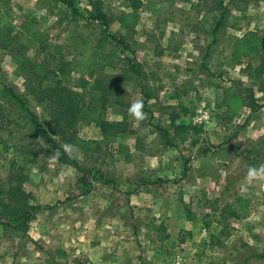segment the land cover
<instances>
[{
    "label": "rangeland",
    "instance_id": "obj_1",
    "mask_svg": "<svg viewBox=\"0 0 264 264\" xmlns=\"http://www.w3.org/2000/svg\"><path fill=\"white\" fill-rule=\"evenodd\" d=\"M38 1L0 0L11 16L14 32L24 35L37 26L50 43L46 53L37 47L22 49L17 41L9 50L0 35V88L5 83L13 86L41 115V107L26 89V67L17 64L13 53L20 50L38 62L53 53L57 60L48 64L50 69L70 61L65 77L72 87L83 76L74 65V45L89 30L78 28L63 4L40 7ZM224 1L232 9L231 19L211 45L218 0H147L135 21L130 17L121 20L132 11L123 0H102L112 18V32L127 36L134 50L128 54L146 72L151 95L144 94L138 81L124 82V104H110L104 117L126 122V133L112 137L93 123L78 124L81 142L73 145V152L80 164L100 168L113 181H91L88 194H81L77 186L78 168L54 152L33 151L31 140L23 138L30 129L27 118L0 95V114L6 116L0 115L4 126L0 135L10 138L9 149L0 145V181H8L14 158L21 164L26 152H36L35 163L26 164L24 188L31 193L32 203L49 206L37 213L26 232L10 231L0 224V264H55L63 260V253L85 264L83 253L91 241L103 237L109 240L107 248L111 234L119 231L132 237L123 247L127 256L134 254L139 259L138 241L152 237L145 233L161 228L162 221L170 228L173 242L161 255L154 251L158 258L154 264H174L178 254L186 258L184 264H264V172L248 178L250 168H264V83L244 70L248 63L259 66L261 58L254 54L232 59L237 38L257 32L264 39V0ZM77 6L84 12L90 8L88 0H78ZM68 26L77 32L72 41ZM116 54L117 61L123 57ZM53 80L50 75L45 83ZM76 89L87 97L85 90ZM137 100L143 101L146 114L139 121L128 112ZM176 113L177 122L202 125L203 130L193 140L170 147L156 125L168 126ZM21 145L26 147H16ZM206 148L209 151L204 153ZM233 210L244 216H232ZM188 213L201 219L194 229L205 233L188 238L180 247L186 237L180 230L191 226L184 221ZM149 254L145 255L148 262L154 259Z\"/></svg>",
    "mask_w": 264,
    "mask_h": 264
},
{
    "label": "trees",
    "instance_id": "obj_2",
    "mask_svg": "<svg viewBox=\"0 0 264 264\" xmlns=\"http://www.w3.org/2000/svg\"><path fill=\"white\" fill-rule=\"evenodd\" d=\"M77 1H38L40 7L63 4L78 23V28L89 30L87 35L84 34L81 40L75 43L74 52H72L76 54L74 62L76 71L80 70L83 74L82 77L78 78L77 84L73 85L75 87H70L66 83V81H71L69 77H65L68 75L67 66L71 63L70 61H62L57 69H50L48 64L57 60L53 53H48L42 62H38L32 61L18 50L17 53L12 52L13 56L18 65L26 67V89L41 107V115L32 109L29 98L19 93L8 83L3 84L0 88V95L12 102L19 112L27 118V125L30 129L25 132L23 138L31 140L33 151L39 148L46 153L54 152L61 161L78 168L80 176L77 180V186L82 189L81 194H88L93 185L91 181L97 180L104 184H111L112 179L100 168L82 166L74 152L68 153L64 150V146L61 145L58 138L65 141L66 145L79 144L81 139L78 137L77 130L81 121L95 124L104 134L112 137L119 133H126L128 128L126 122L108 120L104 117L105 111L110 104H124V82L127 80L138 81L144 94L147 97H150L151 94L147 90V86H149L146 82L147 74L141 63L134 56L128 54L133 53L134 50L127 40V36L112 32V18L109 10L104 9L102 0H88L90 8H87V12L80 10ZM146 1L123 0V3L132 11L125 13L126 15L121 20L124 21L130 17L135 21L138 17L137 11ZM231 15L232 9L229 8L228 3H225L224 0H218L216 23L210 32L213 37L211 45L217 43L219 31L228 25ZM10 17L8 10L0 6V35L3 37L1 41L4 48L12 49L14 42L17 41L22 49L37 47L43 53L49 51V38L43 31L37 26H33L24 35L20 31L14 32V25ZM69 27V40L72 41L77 32L74 29H69ZM79 35L81 34L79 33ZM20 39L24 40L19 42ZM234 46L232 59L254 54L260 56L261 64L259 66L254 67L252 63H248L244 70L247 72L246 75L253 80L264 83V39L258 37L257 32H248L243 37L237 38ZM117 52L123 54V57L119 58L118 61L116 60ZM207 57L208 53L206 54ZM108 68L123 73L114 72L110 74L106 71ZM258 68L260 71L257 70ZM50 75H53L54 80L52 83L46 84L45 80L48 82ZM76 88L85 90L87 97L84 96V92H80ZM1 117L6 119L5 115H1ZM49 117H51L50 120ZM178 117V113L173 114L168 126L156 125L161 139L170 147L193 140L203 130L202 125L177 122ZM2 126L1 124L0 130L4 128ZM109 130L112 132L108 133ZM9 139H5L1 134L0 145L9 149L10 147L7 145ZM16 147L23 149L26 146ZM202 151L207 153L209 149L206 148ZM26 153L27 155L22 158L21 164H18L14 158L12 173L10 170L11 175H9L8 181H0V224L10 231L21 230L26 232L37 213L49 207L32 203L31 193L24 188L27 179L26 164L35 163L37 156L36 152L28 151ZM245 211L244 209L243 213ZM243 213L239 210H233L231 215L241 218L244 216ZM164 226L162 224L161 228ZM211 237L214 240L212 235ZM217 242L221 243V238Z\"/></svg>",
    "mask_w": 264,
    "mask_h": 264
},
{
    "label": "crops",
    "instance_id": "obj_3",
    "mask_svg": "<svg viewBox=\"0 0 264 264\" xmlns=\"http://www.w3.org/2000/svg\"><path fill=\"white\" fill-rule=\"evenodd\" d=\"M184 218H185L184 221L190 222L191 226H185L182 230H180L182 233L186 235V237H183L180 240V247L182 245H185V242L187 241L188 238L194 237L195 235H202V233H205L204 229L203 230L194 229V227L197 226V224L200 222L201 219L195 216L193 217V214H189V213ZM162 223L165 225L164 228H150V233H145V234H147L148 236L151 235L152 237L145 239L146 241L144 240L138 241V248L142 250V252H140L142 256L139 257V259H137V256L134 254H130L127 256V251H125L123 247L126 248V243L129 240H132V237L127 236L126 234L122 236L123 234H121V232L119 231V233L111 234L112 238H111V243L109 244L110 246L107 247L108 249L104 248V246L105 243L109 242V240H106L107 241L106 242L103 237L98 238L97 241L94 240L95 241L94 243L91 241L90 244L92 245L89 244L86 247V251L83 253L84 254L83 257L87 259L86 260L87 262L85 264H154L155 261L158 259L157 257L154 256V251L158 255H161L160 252L163 251L165 252L167 250V245L173 242V234L170 228H168L165 221H162ZM209 243L211 242L209 241ZM113 244L116 245L113 246ZM69 252H67V254ZM149 253L154 258L150 262H148L147 258L145 257V255ZM67 257L68 256L67 255L65 256V253H63V260H58L55 264H78L73 260H69L70 257L69 259ZM124 259H127L128 263L125 262ZM149 259H152L151 256Z\"/></svg>",
    "mask_w": 264,
    "mask_h": 264
},
{
    "label": "clouds",
    "instance_id": "obj_4",
    "mask_svg": "<svg viewBox=\"0 0 264 264\" xmlns=\"http://www.w3.org/2000/svg\"><path fill=\"white\" fill-rule=\"evenodd\" d=\"M143 101L137 100L130 104L128 108V112L130 116H132L135 120H143L146 118V114L143 111ZM64 150L68 153H72L74 151L73 145H64ZM261 172H264V168L258 170L256 168H250L248 171V178L251 180L256 178Z\"/></svg>",
    "mask_w": 264,
    "mask_h": 264
},
{
    "label": "built area",
    "instance_id": "obj_5",
    "mask_svg": "<svg viewBox=\"0 0 264 264\" xmlns=\"http://www.w3.org/2000/svg\"><path fill=\"white\" fill-rule=\"evenodd\" d=\"M197 123H202V120L201 119H197L196 120ZM185 259L183 255L181 254H178L175 258V262L174 264H184L185 263Z\"/></svg>",
    "mask_w": 264,
    "mask_h": 264
}]
</instances>
